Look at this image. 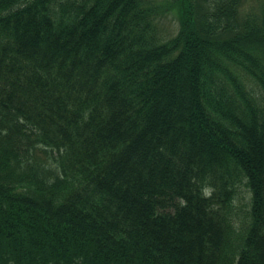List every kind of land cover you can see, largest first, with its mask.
<instances>
[{
    "label": "trees",
    "instance_id": "trees-1",
    "mask_svg": "<svg viewBox=\"0 0 264 264\" xmlns=\"http://www.w3.org/2000/svg\"><path fill=\"white\" fill-rule=\"evenodd\" d=\"M244 1L0 0V264H264Z\"/></svg>",
    "mask_w": 264,
    "mask_h": 264
},
{
    "label": "rangeland",
    "instance_id": "rangeland-1",
    "mask_svg": "<svg viewBox=\"0 0 264 264\" xmlns=\"http://www.w3.org/2000/svg\"><path fill=\"white\" fill-rule=\"evenodd\" d=\"M263 5H264V0H245L244 4L242 5V13L245 15L248 13L250 14L252 12H256ZM176 22H177L176 19H173V17H170V18L168 17V19L164 20L163 24L161 23V25L163 26V27L160 26L161 30H163V28H164L166 30V32H169V30H170L169 27L172 24H175ZM242 191H243V197L245 198V200L241 201V203H237V205L244 207L246 204L248 195H247L244 187L242 188Z\"/></svg>",
    "mask_w": 264,
    "mask_h": 264
}]
</instances>
